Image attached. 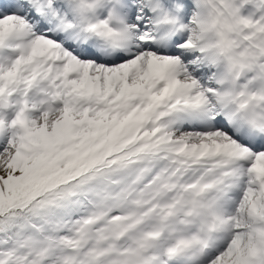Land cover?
<instances>
[{
	"label": "snow or ice",
	"instance_id": "obj_1",
	"mask_svg": "<svg viewBox=\"0 0 264 264\" xmlns=\"http://www.w3.org/2000/svg\"><path fill=\"white\" fill-rule=\"evenodd\" d=\"M0 264H264V0H0Z\"/></svg>",
	"mask_w": 264,
	"mask_h": 264
},
{
	"label": "rangeland",
	"instance_id": "obj_2",
	"mask_svg": "<svg viewBox=\"0 0 264 264\" xmlns=\"http://www.w3.org/2000/svg\"><path fill=\"white\" fill-rule=\"evenodd\" d=\"M12 115V114H11ZM35 115H39V113H35ZM12 117H9V119H11Z\"/></svg>",
	"mask_w": 264,
	"mask_h": 264
}]
</instances>
